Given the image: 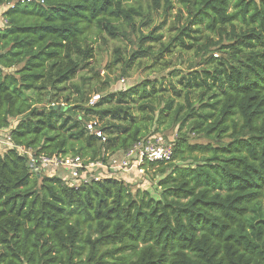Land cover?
<instances>
[{"label":"trees","instance_id":"16d2710c","mask_svg":"<svg viewBox=\"0 0 264 264\" xmlns=\"http://www.w3.org/2000/svg\"><path fill=\"white\" fill-rule=\"evenodd\" d=\"M143 1L166 17L178 4L175 34L141 33L112 65L169 77L109 94L77 83L96 57L88 34L136 29ZM0 14V264H264V0H0ZM176 52L199 61L179 69ZM171 130L172 161L146 167L166 175L160 199L113 173L78 187L39 176L19 149L106 164Z\"/></svg>","mask_w":264,"mask_h":264},{"label":"rangeland","instance_id":"374dc122","mask_svg":"<svg viewBox=\"0 0 264 264\" xmlns=\"http://www.w3.org/2000/svg\"><path fill=\"white\" fill-rule=\"evenodd\" d=\"M176 6L177 8L172 11L170 16L166 17L167 12H165L164 8L157 11L155 9V5L151 1H143L144 16L137 18L136 29H132L131 27L126 28L122 32L124 34H120V37L117 39L109 36L107 32L101 33L95 28L88 34V38H90V44L96 50V57L94 60L95 62L92 60L90 67L82 71L75 81L77 83H82L83 77H91L92 80L89 83L94 87V90L105 87L104 85L109 82L110 85L104 92V94H109L127 90L146 80H160L163 77L167 79L169 77V73L174 70V67L170 68L169 70L159 71V68L147 66L152 64L153 61H150L145 62L141 66L135 65L127 76H123V64L118 62L116 66H113L112 63L114 62L115 56H117V49H120L122 54L125 56H128L133 50L136 49L138 37L141 33L147 35L155 28H159L156 35L164 34L165 36L163 41H167L171 36H174L175 32L171 27L173 23H178V19L176 20L178 4H176ZM181 9L183 12L185 11L184 8L181 7ZM149 18H152V20H149ZM202 36V42H205L206 34H203ZM214 53V56L217 54L220 55L219 52L215 51ZM167 59H172V56L167 57ZM172 61L174 66L177 64L179 69L185 70L189 65L192 64V62H197L199 59L193 52L184 53L183 56L176 52L174 53ZM100 96H102V94H92L91 103L97 102L100 99ZM61 105L64 106L66 104L61 102ZM159 135H162L167 141H172L175 139V137H177V130L162 131L159 133ZM0 137L4 139L5 133H0ZM190 142L192 144L201 145L208 144L211 141L203 136L192 135ZM4 145L1 147H5ZM177 165L182 167L196 166V164L192 163L191 160L187 162H178ZM148 171L144 175H140L138 172L131 171L130 173H114L110 174V176L112 175L115 178H125V180H127L126 182L132 184L131 186L133 187L134 191L138 189L148 191L152 197L155 199H160V193L162 190L159 186V182L165 179L166 175H156L154 172L155 170ZM105 175L108 174L104 173V176Z\"/></svg>","mask_w":264,"mask_h":264},{"label":"built area","instance_id":"2783aa9c","mask_svg":"<svg viewBox=\"0 0 264 264\" xmlns=\"http://www.w3.org/2000/svg\"><path fill=\"white\" fill-rule=\"evenodd\" d=\"M13 6L14 4L9 5V7ZM0 23L5 25L7 21L1 18ZM87 130L102 139V141H106L104 133L97 127V122H90L87 125ZM8 139L9 137L4 139L0 137V147L4 144V146H12ZM19 149L22 154H27L30 157L33 173H37L40 176L41 171H59L60 176L72 187H78L83 182L100 181L104 177V173H130L135 171L140 175H144L147 172L146 167L150 163H169L174 156V145L159 134L147 137L131 150L121 152L122 155L120 156L113 155L106 164H85L84 159L80 156L48 157L42 155L36 158L31 150L25 147H20Z\"/></svg>","mask_w":264,"mask_h":264},{"label":"crops","instance_id":"0c3cea01","mask_svg":"<svg viewBox=\"0 0 264 264\" xmlns=\"http://www.w3.org/2000/svg\"><path fill=\"white\" fill-rule=\"evenodd\" d=\"M0 15H2V14H0ZM1 18H3V17H1ZM4 19V18H3ZM1 25V24H0ZM119 155H122V153L121 152H119V153H117L116 155H114V156H119Z\"/></svg>","mask_w":264,"mask_h":264},{"label":"water","instance_id":"95a60500","mask_svg":"<svg viewBox=\"0 0 264 264\" xmlns=\"http://www.w3.org/2000/svg\"><path fill=\"white\" fill-rule=\"evenodd\" d=\"M60 107H63V105H61Z\"/></svg>","mask_w":264,"mask_h":264}]
</instances>
